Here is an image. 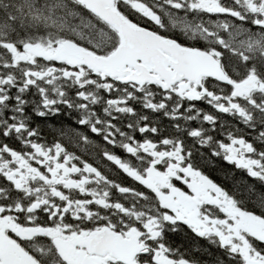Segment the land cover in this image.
<instances>
[{"label":"snow or ice","instance_id":"1","mask_svg":"<svg viewBox=\"0 0 264 264\" xmlns=\"http://www.w3.org/2000/svg\"><path fill=\"white\" fill-rule=\"evenodd\" d=\"M0 264H264V0H0Z\"/></svg>","mask_w":264,"mask_h":264}]
</instances>
